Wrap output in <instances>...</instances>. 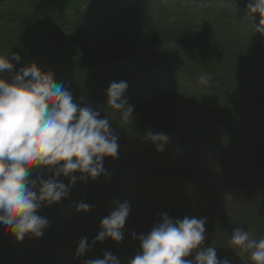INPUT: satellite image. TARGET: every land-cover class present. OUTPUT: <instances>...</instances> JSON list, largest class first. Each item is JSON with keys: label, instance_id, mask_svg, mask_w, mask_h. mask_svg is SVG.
Wrapping results in <instances>:
<instances>
[{"label": "trees", "instance_id": "obj_1", "mask_svg": "<svg viewBox=\"0 0 264 264\" xmlns=\"http://www.w3.org/2000/svg\"><path fill=\"white\" fill-rule=\"evenodd\" d=\"M245 5L0 0V53H20L14 71L33 61L51 70L74 101L108 116L120 146L118 158H104L107 175L78 180L67 198L42 205L38 215L49 225L40 238L17 242L0 226V264H83L105 251L126 264L139 249L130 233L147 234L163 213L206 217L204 247L231 264H251L227 243L235 227L264 237V36ZM84 42L111 50L96 54ZM205 73L208 85L199 82ZM114 81L128 84L131 123L107 107ZM146 130L169 136L163 152L143 141ZM80 201L94 207L77 212ZM124 201L131 208L124 239L96 242L74 259L78 240L91 243L102 218Z\"/></svg>", "mask_w": 264, "mask_h": 264}, {"label": "clouds", "instance_id": "obj_2", "mask_svg": "<svg viewBox=\"0 0 264 264\" xmlns=\"http://www.w3.org/2000/svg\"><path fill=\"white\" fill-rule=\"evenodd\" d=\"M245 8L251 20L258 14L259 22L252 26L264 36V0H246ZM20 60L18 52L0 53V226L17 242L26 236L40 238L49 225L38 215L42 205L67 198L78 180L95 181L107 175L104 158H118L120 147L108 116L101 118L100 110L82 98L74 101L73 93L55 81L54 73L35 61L14 71V61ZM210 80L209 73L199 77L203 85ZM127 88L126 81L110 82L107 107L131 123L134 106L128 103ZM169 139L151 130L143 134V141L151 142L157 152L164 151ZM93 207L80 201L76 211ZM130 210L127 201L117 203L100 221L91 243L87 237L78 240L74 259L83 257L96 242L120 243ZM206 223V217L180 219L160 214L147 234L130 233L139 249L126 264H231L218 258L215 246L204 247ZM227 243L247 254L251 264H264V237L257 239L251 231L235 227ZM83 264H121V259L105 251L102 258L86 259Z\"/></svg>", "mask_w": 264, "mask_h": 264}, {"label": "rangeland", "instance_id": "obj_3", "mask_svg": "<svg viewBox=\"0 0 264 264\" xmlns=\"http://www.w3.org/2000/svg\"><path fill=\"white\" fill-rule=\"evenodd\" d=\"M82 46H84L86 49H89L91 52L96 53V54H104V53H107L111 50V46L97 47V46L91 45L88 42L82 43Z\"/></svg>", "mask_w": 264, "mask_h": 264}]
</instances>
